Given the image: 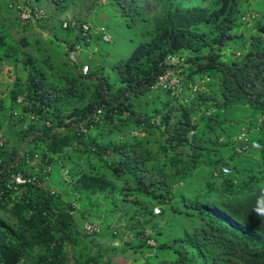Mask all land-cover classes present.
I'll list each match as a JSON object with an SVG mask.
<instances>
[{
    "label": "trees",
    "instance_id": "1",
    "mask_svg": "<svg viewBox=\"0 0 264 264\" xmlns=\"http://www.w3.org/2000/svg\"><path fill=\"white\" fill-rule=\"evenodd\" d=\"M70 1L52 0L55 16ZM138 1L116 3L130 25L147 24L139 43L108 68L87 58V74L66 57L56 62L40 36L35 44L0 25V74L7 65L26 72L0 91L9 138L0 148V264H116L97 236L150 252L146 264H264V221L252 210L264 187V3L155 0L147 12ZM71 22L61 26L80 41ZM231 42L239 53L225 58ZM172 53L189 61L185 87L203 89L152 87ZM244 129L249 140L236 138ZM252 140L260 146L239 149ZM17 172L33 179L8 187ZM105 203L116 221L93 212ZM97 219L108 222L104 237L101 225L83 228ZM169 250L174 258L160 257Z\"/></svg>",
    "mask_w": 264,
    "mask_h": 264
},
{
    "label": "rangeland",
    "instance_id": "2",
    "mask_svg": "<svg viewBox=\"0 0 264 264\" xmlns=\"http://www.w3.org/2000/svg\"><path fill=\"white\" fill-rule=\"evenodd\" d=\"M34 1H36L37 5H41L45 9L48 17L57 18V16H55L56 14L54 13L55 7L52 4V0ZM256 1H261L264 3V0H249L251 4L250 6H255ZM138 2L141 7L145 6L147 12H152V10H155L157 8V3L155 0H139ZM8 4L9 0H0V25L9 28L13 32L15 37H19L23 34L29 35L30 39L34 41L35 44H37L35 41L39 34L26 33L24 26L15 16V9L9 7ZM246 15H248V13ZM83 19H87L92 24V38L90 42L82 41L83 58L81 57V60H84L87 63L91 61L92 63L103 64L106 68H108L114 61L120 58H126L131 53L136 44L139 43L142 37V31L145 30V28L147 27V24L143 25L142 21L137 22L136 25H130L126 20V15H123L118 9L116 0H71L68 11L64 13H58L57 23L53 24V29L57 30V38L53 37V31H51L52 35L51 33H47V35H45L46 37L50 36L48 38L47 43L49 45L50 51H52L56 62L61 63L62 59L65 58L64 44L61 41L64 35L66 37H73L72 34L67 35V31L62 28V21H80ZM252 23L253 22H251L250 19L246 21V25L248 27L251 26ZM243 25L241 26L240 31H242L241 29H243ZM102 26L105 27V32L108 33V35L111 37L110 40H106L104 39V37L99 36V33L102 32ZM40 27L43 28L41 24ZM46 30L47 32L49 31L48 27ZM251 30L252 29H247L245 31V35L248 36L251 33ZM235 53H239V50L235 48L234 43L231 42L226 47V55H224V57L228 58V56L234 55ZM89 55L91 56L88 57ZM87 58L89 61L87 60ZM15 72L16 74L20 73L23 76L26 75V72L24 69H22V67L15 69L12 65H7L0 74V83H2L4 79L7 80V78L9 77L11 78ZM152 105L153 104H149L147 106L148 108H151ZM18 128L19 127L12 126L9 127L7 131L9 133L10 129L14 131ZM35 161L36 160H34L33 162ZM100 207V209H93V212L99 215V219H104L108 217L111 220L113 219V221L117 220L116 217L118 216V214H116V216L110 211L108 212V210L106 209L108 207V204L105 203ZM93 216L94 215H90L89 218H92ZM94 221L99 222V224L102 226V231H100L99 235L102 237L106 236L109 232V229L106 226L108 225V222L101 221L98 219ZM82 222L83 220L79 219L78 224L81 226ZM176 225L180 231L183 229L180 220L176 222ZM95 243H103V250H105L106 255L109 256L112 259V262L116 264H146V256L151 254L148 251L141 252L140 250H134L133 247L128 246H125V249H122V241H112L109 237L99 238L97 236ZM107 245H115L118 247L115 249L110 248L108 250L109 247ZM165 255L174 258L176 256V253L174 250H169L160 257H163ZM156 261V258H152L151 263H156Z\"/></svg>",
    "mask_w": 264,
    "mask_h": 264
},
{
    "label": "built area",
    "instance_id": "3",
    "mask_svg": "<svg viewBox=\"0 0 264 264\" xmlns=\"http://www.w3.org/2000/svg\"><path fill=\"white\" fill-rule=\"evenodd\" d=\"M11 6H14L18 9V14L20 18L27 22L32 19L41 18L44 16L45 12L42 8L37 6H29L25 5L23 3H19L16 0H12L10 2ZM250 15V13H248ZM64 25H67V22H64ZM89 24L83 23L80 27H78V31L81 33L83 37L88 36V30H89ZM106 39H109L108 35H104ZM81 52V44L80 43H69L67 45V60L71 65L77 66V70L80 71L82 74H87L89 71V65L88 64H80L79 56ZM189 61L185 59L183 55L172 53L167 56L165 59V69L162 74L159 75L157 81L153 84V88L163 87L168 90H172V93L180 94L181 92L185 91L187 93H191L192 95L198 91L199 89H202L203 86L200 84V82H196L191 84L190 89L186 88L184 85V76L182 73V70L187 67ZM208 79V78H205ZM204 78L201 79V82L205 80ZM1 100V96H0ZM238 139H248V133L244 130L242 133H240L237 137ZM9 143V139L7 135L4 133L1 125H0V148L4 147ZM240 150H247L249 147H258L260 144L257 140H252L249 143H241ZM2 161V158L0 156V163ZM225 171H229L228 167L224 168ZM33 179V177H28L22 172L12 173L11 178L7 183V186L10 188H17L19 184H24L28 181ZM155 212H160V207L155 206L154 207ZM83 228L85 232L87 233H95L101 229V226L98 222L95 221H86L83 225ZM148 243L150 244H156V241L149 237Z\"/></svg>",
    "mask_w": 264,
    "mask_h": 264
},
{
    "label": "clouds",
    "instance_id": "4",
    "mask_svg": "<svg viewBox=\"0 0 264 264\" xmlns=\"http://www.w3.org/2000/svg\"><path fill=\"white\" fill-rule=\"evenodd\" d=\"M12 0H10L9 1V5H10V2H11ZM17 2H19V3H23V0H16ZM25 2V1H24ZM28 2V1H27ZM24 4V3H23ZM26 5V4H25ZM27 5H29V6H32V7H34V6H37V7H40V8H42L43 10H44V12H45V14H44V16H42L41 18H37V19H32V20H29V21H27V22H24L21 18H20V16H19V14H18V17H19V19L21 20V22L22 23H28V22H34V21H38V20H40V19H46L48 16H47V13H46V11H45V9L42 7V6H39V5H32L30 2H29V4H27ZM11 6V5H10ZM11 7H14V6H11ZM15 9H17L16 7H15ZM55 13V12H54ZM47 16V17H46ZM51 18L52 17H48V21L49 20H51ZM84 20V19H83ZM83 20H80V21H72L71 23H72V25L75 27V30H76V32H78V33H80L77 29H78V27H80L83 23H88L89 24V30H88V36L87 37H83L82 35H81V39H80V41H75V38L74 39H72V40H68L66 43H65V57L67 58V45L69 44V43H71V44H74V43H80L81 44V52H80V56H79V60H80V64H81V57H82V50H83V43H82V41H85V42H87L88 40L89 41H91V38L92 37H90L89 36V31L90 30H92V24L86 19L85 21H83ZM64 22H67V25H64ZM69 22L70 21H68V20H63V26L64 27H66V26H68L69 25ZM51 24H53V23H51ZM101 31L103 32V37H104V35H108V33H106L105 32V27L104 26H102L101 27ZM81 34V33H80ZM109 36V35H108ZM75 37V36H74ZM104 39H106L105 37H104ZM111 39V37L109 36V39H106V40H110ZM68 61V60H67ZM69 63V62H68ZM70 64V63H69ZM83 64H88L89 65V63H87V62H85V63H83ZM71 65V64H70ZM82 65V64H81ZM71 66H74V65H71ZM90 69V68H89ZM89 72V71H88ZM203 89V88H202ZM0 96H1V93H0ZM2 127V126H1ZM3 129V128H2ZM245 130V129H244ZM4 131V130H3ZM5 133V132H4ZM8 137V136H7ZM238 137V135L236 136V138ZM9 139V138H8ZM260 144V143H259ZM260 146V145H259ZM258 146V147H259ZM252 148H257V147H252ZM248 150V149H247ZM225 167H227V166H225ZM225 167H223V171L224 172H228V171H225ZM229 168V167H228ZM229 171H230V168H229ZM155 206H159L160 207V209H161V206L160 205H155ZM154 206V207H155ZM253 213L261 220V221H264V187H261V191H260V195L257 197V200H256V202H255V204H254V206H253ZM162 210H160V212H161ZM154 212H155V210H154ZM160 212H155V213H160ZM99 223V222H98ZM126 236V239L127 240H130L131 238H132V236H130V235H125ZM151 238H153V237H151ZM155 241H156V239L155 238H153ZM151 245H153V244H151ZM153 246H157V241H156V244H154Z\"/></svg>",
    "mask_w": 264,
    "mask_h": 264
},
{
    "label": "crops",
    "instance_id": "5",
    "mask_svg": "<svg viewBox=\"0 0 264 264\" xmlns=\"http://www.w3.org/2000/svg\"><path fill=\"white\" fill-rule=\"evenodd\" d=\"M24 1H28V2H30L31 4H36L37 5V3H36V1H34V0H24ZM53 4V3H52ZM39 6H41V5H39ZM53 6H54V4H53ZM57 20H58V17L56 18V17H54V18H51V20H49V23L51 24V23H57ZM26 30V29H25ZM51 29H49V31L47 32V30L46 29H44V28H41L40 27V22L39 21H34V22H32V26L29 28V29H27L26 30V33H38L39 35L38 36H40L44 41H45V45L47 46V47H49V45H48V38L50 37H46L45 35H47V33H51ZM42 32V33H41ZM41 34V35H40ZM54 34V33H53ZM51 35H52V33H51ZM57 35L58 34H54L53 35V37L54 38H57ZM75 35H73V37H66L65 35H64V37H63V39L61 40L62 41V43L64 44V53H65V43L68 41V40H72V39H74L75 37H74ZM82 53H83V51H82ZM83 55V54H82ZM91 55H89L88 57H90ZM15 71V70H14ZM16 72L13 74V76L10 78H7V80H5L4 79V81H2V83H0V91H1V93H2V95L5 97L6 96V94H7V91L9 90V88L12 86V83H13V81H14V79H15V77H16ZM9 79V80H8ZM13 122L14 123H16V121H15V119H13Z\"/></svg>",
    "mask_w": 264,
    "mask_h": 264
}]
</instances>
